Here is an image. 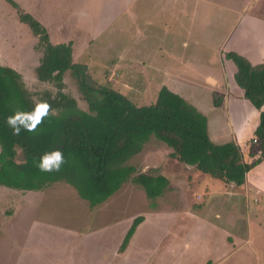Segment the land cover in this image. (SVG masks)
Instances as JSON below:
<instances>
[{"label":"rangeland","instance_id":"obj_1","mask_svg":"<svg viewBox=\"0 0 264 264\" xmlns=\"http://www.w3.org/2000/svg\"><path fill=\"white\" fill-rule=\"evenodd\" d=\"M13 1L23 11L40 18L51 32H61L70 26L69 31L74 39V61L87 64L97 82H108L139 106L154 102L161 86L177 93L181 88V92L193 98H188L189 104L195 100L207 103L210 96L206 92L200 93L198 87L205 83L206 88L210 89L209 85L213 83L206 79L207 75L218 77L226 69V65L223 66L226 62L222 57V50L227 36L251 12L264 17V13L260 12L261 8L264 11V0ZM36 45L37 38L18 21L16 10L6 0H0V65L15 69L22 76L27 90L33 93V97H39L45 90L55 95L54 85L40 83L36 79L34 69L42 56ZM63 82V93L71 96L79 109L86 110L85 97L74 75L66 73ZM213 95L222 97L219 89ZM208 105L209 103L206 104ZM201 111L199 112L202 115L206 113L210 118L211 126L225 136L228 128L225 127L226 118L222 112ZM229 120L230 118L228 123ZM160 145L165 147L152 135L142 146L141 152L147 146L145 151L151 148L156 153L155 156L153 154L149 156L150 160L146 159L149 154L144 156L143 151L122 164L124 168L133 169L126 181L133 182L141 171L158 168L153 174L165 176L169 183L166 188H169L158 198L157 207L169 208L168 204L178 205L183 201L189 207L188 210L201 213L209 220L216 214L220 216L226 225L220 228L229 232L223 237L220 232L211 229L206 232L202 230V234L201 227L196 231L194 224L190 231L184 233L179 230L175 234L176 228H172V224L180 218L173 217L158 224L162 234L157 228L154 233L157 242L168 236L163 244H167L169 239V245L175 246V236L188 235V239H181L183 254L178 257H186L189 253L191 264H264L262 196H258L260 199L256 198L258 203H253V198L250 202L253 205L248 204L242 188L212 179L181 164L168 156L165 148L162 149ZM16 151L22 160L20 150ZM206 180L217 184L220 192L222 188L226 193L217 195L216 203L214 198L211 200V193L204 190L207 189ZM41 191V196L34 194V198L41 197L40 200L35 201L33 197L32 200L28 197L31 202H27L21 191L0 186V264H75L74 260H81V264H98L95 256H88L90 252L88 253L87 247L90 242L84 236L93 232L92 228H99L101 218L107 215L110 217L111 210L100 207L90 213L87 202L80 199L70 185L63 182L49 184ZM136 197L137 195L130 201V205L140 204ZM113 206L119 207L124 214L129 213L124 207L133 208L125 203ZM145 206L150 208L149 201ZM251 214L261 218L259 223L263 228V235L257 234L258 231L254 229L256 235L252 244L243 246L246 253L232 254L224 260L218 258L216 253L222 252L221 246L233 243L230 235L238 234L241 235L239 238L245 240L244 229L240 231L237 227L238 224L244 225L245 219ZM29 218L33 221H28ZM184 218L185 216L179 222L181 226L186 224L183 222ZM188 218L190 219L189 215ZM154 241L155 239L149 242V248H152ZM110 245L113 243L99 246L104 255L114 252ZM250 246L258 250L259 262L256 252H252ZM147 255L157 258L153 260V264L160 263L158 258H165L166 261L173 259L170 254L160 255L158 251L155 253V250H149L146 254L136 255L128 264H149ZM241 256L246 257L242 263Z\"/></svg>","mask_w":264,"mask_h":264},{"label":"trees","instance_id":"obj_2","mask_svg":"<svg viewBox=\"0 0 264 264\" xmlns=\"http://www.w3.org/2000/svg\"><path fill=\"white\" fill-rule=\"evenodd\" d=\"M16 10L18 21L37 38L36 49L42 56L34 69L40 83L52 84L55 95L45 90L38 98L51 105L49 115L34 132L21 130L13 135L5 118L17 110L31 111L33 93L25 87L22 76L13 68L0 65V186L17 191H41L56 182H64L88 202L89 208L103 203L126 182L131 168H124L131 156L154 135L172 150L171 157L213 179L240 187L246 174L264 160V63L252 65L235 52L224 59L236 67L233 76L243 90L244 98L258 110L259 124L249 156L243 160L234 143L215 144L207 132V120L194 106L179 95L161 86L151 104L136 105L108 82H97L87 64L76 63L72 43L52 44L46 28L13 0H6ZM74 75L85 97L86 110L63 93L64 76ZM215 107L221 98L214 96ZM55 110V111H53ZM16 149L22 154V160ZM60 150L64 163L60 170L42 172L37 167L39 157ZM153 175V176H152ZM140 175L133 179L141 184L150 198L158 196L167 179L161 175ZM142 218L134 220L120 251L127 246Z\"/></svg>","mask_w":264,"mask_h":264},{"label":"crops","instance_id":"obj_3","mask_svg":"<svg viewBox=\"0 0 264 264\" xmlns=\"http://www.w3.org/2000/svg\"><path fill=\"white\" fill-rule=\"evenodd\" d=\"M260 12L261 14L264 13L262 8L260 9ZM35 19L38 20L46 28L48 32L49 40L52 44H61V43L66 44L71 42L73 47L74 39L71 35V32L69 31L70 26L65 27L64 29L61 30V32L60 31L51 32V30H49L48 27L42 23L43 21L40 18H35ZM235 29L236 30H233L231 35L227 36V39L223 44L222 55L223 53L225 54L228 52H235L241 55L242 57L246 58L252 65L264 63V17L257 15V13L255 12H251V15L245 16L236 24ZM58 30H60V28H58ZM222 57L224 58V55ZM224 61L226 62V64H223V66L226 65L225 67L226 69H223V72H221L220 75L218 76L219 78L214 77L213 75L210 74L207 75L206 79L207 80L209 79L211 83H213L209 85L210 89L206 88L207 84L205 85V83H203L204 85H202V87H198L200 93L206 92V94L210 96V100L207 102L209 103V105L206 106L207 103H202L201 101L198 100H195L192 104L191 103L190 104L194 106L198 111L202 110L201 112H204L206 110H209V112L211 113L221 111L223 117L226 118L225 127L228 128L227 131L224 133L225 136L219 133L218 130H215L211 126L210 118L207 116L206 113L205 114L203 113V115L207 120V132L210 141L215 144H225L229 142H234L240 148L244 162L250 164L254 160V158H251L249 156V149L254 139V131L259 124L260 112L256 110L250 104V102L244 98L243 90L236 85L233 78L236 72V67L234 66V64L231 61H226L225 59ZM211 77L213 79H211ZM180 89L178 90L179 91L178 93L172 89L170 91L179 95L187 102H188V98L193 99L191 96L189 97L186 96V94L181 92L182 90ZM218 89L220 90V94L222 95V97H219L221 98L220 105L215 107L213 104V100H214L213 98L215 95H213V93ZM200 93L198 96L201 95ZM262 109H264V106ZM229 118L230 120L228 123ZM228 133L230 135H228ZM145 147L143 151H145L146 149ZM163 148H165V152L168 153L167 155L170 156L172 150L166 145L165 147H162V149ZM153 152L154 151H152L151 148L146 150L144 156L149 154L146 157V159H149L150 158L149 156L153 154L155 156L156 153ZM156 169L158 168L141 171L140 173H138L139 174L138 176L145 174L152 175L153 173L157 172ZM166 184H169L168 179ZM166 184L158 196L154 198H150L146 195L145 189L141 184H138L135 181L134 182L126 181L120 186V188L116 192L110 195L103 203H101L100 205L94 208L91 209L89 208L90 213L93 212L96 208H100V207L103 209L108 208L111 210V216L109 217V215H107L106 217H102V218L100 217L102 219V222L101 221L99 222L100 227L99 228L97 227L95 229L92 228L93 230L91 231L93 232H91L87 236H84L85 238H87V241L90 242L89 246L87 247L88 253L90 252L88 256H95L98 259L97 262L98 264H128L132 259H134L136 255H143L146 254L149 250H155V253L158 251L160 255L170 254V256L173 258L168 261H166L165 258H158L160 260L159 264H174V263L177 264L178 262H180V264H191L188 258L189 253L186 254V257L184 256H182L181 258L178 257L179 254H183L181 239H188L189 237L188 235L183 237L181 236L178 237V235L175 236L173 238L174 244L176 243L175 246L169 245V239L167 240V244H163L168 236L162 237L160 242L158 243L156 236L154 235L156 229L158 228V224L161 221L165 219L170 220L173 217L180 218L175 223L172 222L173 223L172 228L173 227L176 228L174 231L175 234H177L179 230L183 231L184 233L185 231H190L193 225L196 224V231L197 229H199V227H201V233L202 230L206 232L211 229L212 231L220 232V235L222 237L224 235H228L229 231L227 229L220 228V227H225L226 225L224 222L221 221L220 216L218 217L217 214L210 217L211 219L209 220L201 213L196 214L195 212H193V210H188L189 207L187 208V205L183 201L180 202L178 205L168 204L167 206H169V208H166V206L165 208L157 207L158 198L162 197L164 195V192L169 188V187L166 188ZM228 185H233V184H228ZM206 187L207 189L204 188L203 189L205 191L208 190L209 193H211L210 196L212 197L210 198L211 200L212 198H214L215 203L218 198L217 195H221V196L223 194L226 195V193L222 190V188L220 192V186L218 187L217 184L216 185L213 184V182L210 180H206ZM188 188L190 190V187ZM239 188L243 189V192L245 193V198L247 200L246 203L248 204H251L250 202L252 201L253 198H254L253 203H258L256 198H259L258 197L259 195L262 196V201L264 200V160L260 164L252 168L246 174L245 182ZM40 192L42 191H21V193H23L24 196L23 199L26 200L27 202H31L28 199V197H30L31 200L32 197L33 200L35 201L40 200L41 197L34 198V194L40 195L41 194ZM136 195H137L136 198L139 199L140 204L130 205L129 204L130 201ZM203 195L205 196L206 193H203ZM225 197L222 198L226 199ZM192 198L194 199V197ZM147 201H149V205H150L149 209L146 208L147 205L145 206V203H147ZM118 203L121 204L125 203L133 207L135 210L133 208L130 209L128 207H124L125 210L129 212L124 214L123 210H121L119 207L113 206L114 204L117 205ZM176 212H180L183 214L179 215ZM188 215L190 219L188 218ZM183 216H185L183 222H185L186 224L181 226L179 222ZM222 216L223 215L221 214V217ZM137 218H142V221L136 226L134 233L131 236L125 249L123 251H120V247L127 232L132 226L134 220H136ZM259 219L261 218L258 217L257 215H252V214L248 215L247 218L245 219V224L244 225L238 224L237 227V229L240 231L244 229L243 236H245V240L239 238L241 235L238 234L237 236L230 235L229 238L230 239L233 238V243L232 244L225 243L224 245H222L221 246L222 252L216 253V256L218 255V258L224 260L229 258L232 254L236 255L240 253L241 254L246 253L245 251L246 248H244L243 246L252 244V240L256 235L254 229L258 231L257 234L261 236L263 235L262 234L263 228L260 226L259 222L261 221H259ZM28 221H33V220L29 218ZM158 232L162 234L159 228H158ZM154 239H155L154 244L151 245L152 248H149L150 247L149 242ZM103 243L107 245L109 243L111 244L113 243V245L112 246L110 245V247L111 249H114V252L113 253L107 252L104 255L99 247ZM210 243H204V244L206 245ZM211 246L213 245L211 244ZM189 247H190V242H189ZM250 249L252 252H256L257 260L259 262L260 254L258 253V250H256V248H252L251 246ZM97 255H99V257ZM103 255H104V259H103ZM110 256H112L113 258H110ZM148 258H149V264H153V260L157 259L154 256H150ZM245 259H246L245 256H241L240 262L242 263L243 260ZM145 261L146 259L144 260V262ZM209 261L211 260L209 259ZM74 262L75 264L82 263L81 260H74Z\"/></svg>","mask_w":264,"mask_h":264},{"label":"clouds","instance_id":"obj_4","mask_svg":"<svg viewBox=\"0 0 264 264\" xmlns=\"http://www.w3.org/2000/svg\"><path fill=\"white\" fill-rule=\"evenodd\" d=\"M32 100L34 107L31 111L17 110L14 114L5 118V123L12 129L13 135H20L22 129L27 132L36 131L44 118L49 115L51 105L47 101L40 100L35 96L32 97ZM2 151L3 149L0 148V152ZM64 162L63 153L60 150H54L39 157L36 167L42 172H58Z\"/></svg>","mask_w":264,"mask_h":264}]
</instances>
